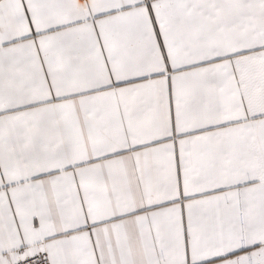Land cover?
I'll use <instances>...</instances> for the list:
<instances>
[{"label":"snow or ice","instance_id":"snow-or-ice-1","mask_svg":"<svg viewBox=\"0 0 264 264\" xmlns=\"http://www.w3.org/2000/svg\"><path fill=\"white\" fill-rule=\"evenodd\" d=\"M0 264H264V0H0Z\"/></svg>","mask_w":264,"mask_h":264}]
</instances>
